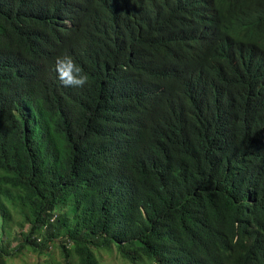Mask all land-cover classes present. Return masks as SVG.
I'll return each instance as SVG.
<instances>
[{
    "label": "trees",
    "instance_id": "16d2710c",
    "mask_svg": "<svg viewBox=\"0 0 264 264\" xmlns=\"http://www.w3.org/2000/svg\"><path fill=\"white\" fill-rule=\"evenodd\" d=\"M51 245L264 264V0H0V264Z\"/></svg>",
    "mask_w": 264,
    "mask_h": 264
},
{
    "label": "rangeland",
    "instance_id": "374dc122",
    "mask_svg": "<svg viewBox=\"0 0 264 264\" xmlns=\"http://www.w3.org/2000/svg\"><path fill=\"white\" fill-rule=\"evenodd\" d=\"M27 227H25L26 229ZM13 229H16L14 227ZM11 234V233H10ZM59 251L55 245H51L42 254H37L28 249L23 250L22 254L7 261V264H58L62 262ZM102 264H129L122 260L119 254L113 249L110 254L102 252L100 255Z\"/></svg>",
    "mask_w": 264,
    "mask_h": 264
},
{
    "label": "clouds",
    "instance_id": "9594fccd",
    "mask_svg": "<svg viewBox=\"0 0 264 264\" xmlns=\"http://www.w3.org/2000/svg\"><path fill=\"white\" fill-rule=\"evenodd\" d=\"M54 71L60 83L65 87L82 88L88 82V76L68 55L56 57Z\"/></svg>",
    "mask_w": 264,
    "mask_h": 264
}]
</instances>
